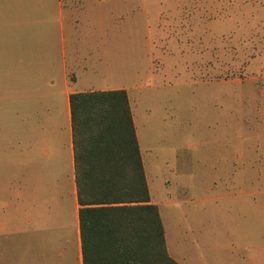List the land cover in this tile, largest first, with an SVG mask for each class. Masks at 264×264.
I'll use <instances>...</instances> for the list:
<instances>
[{
    "label": "rangeland",
    "instance_id": "obj_1",
    "mask_svg": "<svg viewBox=\"0 0 264 264\" xmlns=\"http://www.w3.org/2000/svg\"><path fill=\"white\" fill-rule=\"evenodd\" d=\"M14 26L45 34L50 62L29 69L6 45ZM62 59L73 87H127L169 253L264 264V0H0V264H22L38 244L23 105L59 91Z\"/></svg>",
    "mask_w": 264,
    "mask_h": 264
},
{
    "label": "trees",
    "instance_id": "obj_2",
    "mask_svg": "<svg viewBox=\"0 0 264 264\" xmlns=\"http://www.w3.org/2000/svg\"><path fill=\"white\" fill-rule=\"evenodd\" d=\"M82 264H180L149 197L126 91L68 94Z\"/></svg>",
    "mask_w": 264,
    "mask_h": 264
},
{
    "label": "crops",
    "instance_id": "obj_3",
    "mask_svg": "<svg viewBox=\"0 0 264 264\" xmlns=\"http://www.w3.org/2000/svg\"><path fill=\"white\" fill-rule=\"evenodd\" d=\"M57 1L59 2V0ZM39 7L37 8L39 9ZM12 8L21 11L28 9L24 6H13ZM58 11H60V7H58ZM26 21L25 24L23 23V27L34 29L33 22L35 20L26 19ZM23 27L14 26L13 32L8 35L12 38H7L6 45H12L15 50L21 48L20 59L28 63L29 69L33 67L34 62H44L43 64L50 62L52 55L49 47L51 46L47 45V41L44 39L45 34L37 33L35 30L29 31ZM44 33L46 32L44 31ZM46 35L48 34L46 33ZM41 40L43 43H39ZM8 49L11 48L8 47ZM61 67L62 86L59 91L43 104L29 105L27 108L23 105L22 190L25 196L29 195V204L38 206L37 226L40 234L38 244L29 248L26 256L23 257L22 264H82L68 94L75 90L127 88L123 85L73 87L69 84L67 68L63 59ZM62 119L65 123L64 141L61 135ZM65 178H67L71 189L69 213L66 212L67 208L65 207L68 204V199L63 196V189L66 186L63 182ZM150 200L156 203L151 197ZM158 212L167 253L180 264H184L169 253L159 208Z\"/></svg>",
    "mask_w": 264,
    "mask_h": 264
}]
</instances>
